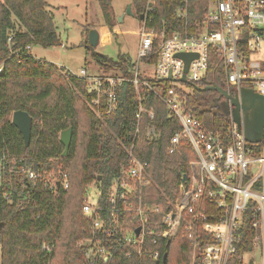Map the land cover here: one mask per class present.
Returning a JSON list of instances; mask_svg holds the SVG:
<instances>
[{
    "label": "built area",
    "instance_id": "1",
    "mask_svg": "<svg viewBox=\"0 0 264 264\" xmlns=\"http://www.w3.org/2000/svg\"><path fill=\"white\" fill-rule=\"evenodd\" d=\"M143 1L141 37L130 77L88 74L85 68L77 74L67 71L86 80L90 107L100 117L115 111L119 92L131 82L137 93L140 122L146 111L142 90L148 88L180 125L170 138L168 152L173 154L185 138L196 156L189 162L176 198L163 212L145 198L149 164L135 154L133 145L127 148V165L121 168L107 197L98 188L91 202L90 187L85 190L82 211L91 225L88 237L77 244L85 252L83 264H108L117 254L126 264L156 263L162 257L163 243L180 229L193 245L190 264H251L245 258L253 253H258L264 264V132L261 142L250 143L242 111L240 125L230 116L228 126L212 130L187 107L191 87L209 71L211 50L221 61L230 95L240 97L246 88L264 96V0H206L193 20V0H173L179 2L177 17L186 20V26L174 31L158 18L159 0ZM32 47L25 49L31 52ZM179 53L198 55L186 73ZM154 55L156 60L151 62ZM183 77L186 82H182ZM150 78L169 83L157 91ZM147 113L153 120V110ZM139 131L140 124L135 137ZM145 134L152 142L160 132L149 123ZM4 160H0V184ZM20 171L34 187L42 185L50 191L70 187L69 173L59 159L49 170L29 166ZM41 250L51 258L55 244L43 242Z\"/></svg>",
    "mask_w": 264,
    "mask_h": 264
},
{
    "label": "trees",
    "instance_id": "2",
    "mask_svg": "<svg viewBox=\"0 0 264 264\" xmlns=\"http://www.w3.org/2000/svg\"><path fill=\"white\" fill-rule=\"evenodd\" d=\"M111 1L98 0L106 23H111ZM141 14L143 0H130ZM179 2L159 0L158 18L169 31L181 30L186 20L176 15ZM206 0L190 4L192 20L199 17ZM48 0H5L0 3V160L5 157L0 184V264H83L85 252L77 244L89 235L91 220L83 214L85 190L92 185L107 197L113 181L127 165V148L149 164L146 201L166 212L168 202L178 193L181 179L188 174L195 158L191 144L182 138L173 154L168 152L170 138L180 129L169 115L163 101L148 88L142 120L137 119V93L127 82L118 94V104L109 116H98L90 107L85 79L44 59L35 58L26 46L48 48L60 39ZM195 13V14H194ZM89 30V29H88ZM87 30V33H88ZM11 39L9 40V36ZM86 48L91 46L86 42ZM103 72L131 76L132 61L124 55L118 60L93 53ZM156 56L150 58L155 62ZM157 91L167 87V80L149 79ZM218 86L226 90L224 71L215 50H211L206 77L191 87L187 107L207 128L217 130L230 123L226 110L218 107V92L198 90ZM26 111L33 119L30 144L12 123L15 111ZM153 110L150 120L147 111ZM152 123L159 130L156 141H148L146 127ZM140 131L135 137L136 128ZM72 128L69 153L63 156L62 131ZM82 148L78 154V143ZM65 163L70 187L50 191L34 187L20 171L23 167L49 170L56 160ZM101 177V179H99ZM43 242L55 244L51 258L41 250ZM193 245L183 229L162 245V257L148 264H190ZM167 253L166 261L163 255ZM234 261V260H233ZM102 264V263H101ZM108 264H126L120 257Z\"/></svg>",
    "mask_w": 264,
    "mask_h": 264
},
{
    "label": "rangeland",
    "instance_id": "3",
    "mask_svg": "<svg viewBox=\"0 0 264 264\" xmlns=\"http://www.w3.org/2000/svg\"><path fill=\"white\" fill-rule=\"evenodd\" d=\"M48 2L49 9L54 15L60 43L48 48L33 46L31 54L35 58L54 63L74 74L82 68H85L88 74L103 72L93 59L94 52L112 60H118L120 55L127 56L133 62L137 60L142 20L134 14L126 13L127 6L131 4L130 0L111 1L112 26L106 23L98 0H48ZM91 30L98 33L99 40L96 47L88 49L85 44L88 43V34ZM82 146L80 140L77 146L78 154ZM64 167L67 169L65 163ZM90 191L89 200L93 202L98 187L94 184ZM245 262L261 264L260 255L258 253L247 255Z\"/></svg>",
    "mask_w": 264,
    "mask_h": 264
},
{
    "label": "water",
    "instance_id": "4",
    "mask_svg": "<svg viewBox=\"0 0 264 264\" xmlns=\"http://www.w3.org/2000/svg\"><path fill=\"white\" fill-rule=\"evenodd\" d=\"M126 13L133 15L132 4H129L126 9ZM143 15H140L142 18ZM99 36L95 30H91L88 34V43L91 47L98 45ZM196 53H179L178 58L182 59L185 64V73L188 70L190 62L196 58ZM182 82H186V78H182ZM198 90L204 91H216L223 96L229 103L226 105V114L234 120L235 123L241 124V111L244 114L245 124V136L250 143H259L263 138L264 132V96L257 94L252 89L243 88L241 96H232L225 89L218 86H208L205 88H198ZM230 106L232 108H230ZM251 112L249 119H247V113ZM12 123L19 129L23 136L25 145L28 146L32 137V124L33 119L26 111H15L12 115ZM72 128L64 130L60 134V141L64 145L63 156H67L72 142ZM186 175L183 176L185 180ZM101 179V177H99ZM3 227V223L0 222V230ZM139 232V229H137ZM168 254L163 255V260L166 261Z\"/></svg>",
    "mask_w": 264,
    "mask_h": 264
},
{
    "label": "flooded vegetation",
    "instance_id": "5",
    "mask_svg": "<svg viewBox=\"0 0 264 264\" xmlns=\"http://www.w3.org/2000/svg\"><path fill=\"white\" fill-rule=\"evenodd\" d=\"M132 11H133V14H134V15H136V16H138V17L140 18V14H137V13L133 10V7H132ZM228 103H229V102H228L223 96H219V97H218V107H219L220 109H224V110H226V105H227ZM230 108H232V107L230 106ZM250 114H251V112H248V113H247V119H248L249 122H250V119H249Z\"/></svg>",
    "mask_w": 264,
    "mask_h": 264
}]
</instances>
